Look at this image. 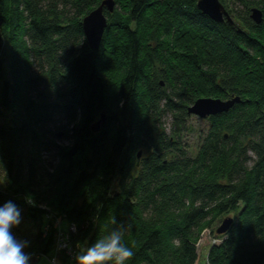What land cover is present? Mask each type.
Returning a JSON list of instances; mask_svg holds the SVG:
<instances>
[{
    "label": "trees",
    "instance_id": "16d2710c",
    "mask_svg": "<svg viewBox=\"0 0 264 264\" xmlns=\"http://www.w3.org/2000/svg\"><path fill=\"white\" fill-rule=\"evenodd\" d=\"M103 1L0 0L11 48L0 101L12 118L0 127V206L12 201L38 228L30 254L60 264L72 260L58 251L52 213L66 234L77 228L69 243L83 252L123 225L127 264H197L204 228L236 213L208 264H264V23L253 9L237 16L243 27L217 23L199 0H114L93 51L82 23ZM202 98L241 102L207 118L191 155L180 131ZM169 116L170 134L157 125ZM53 149L60 163L42 172Z\"/></svg>",
    "mask_w": 264,
    "mask_h": 264
},
{
    "label": "rangeland",
    "instance_id": "374dc122",
    "mask_svg": "<svg viewBox=\"0 0 264 264\" xmlns=\"http://www.w3.org/2000/svg\"><path fill=\"white\" fill-rule=\"evenodd\" d=\"M244 3L252 4L249 5L248 8L245 7ZM223 4V3H222ZM260 4V5H258ZM224 7L231 15L232 19L235 21L238 26L243 27V23L237 19V16H243L245 17L248 13V11L252 9H258L263 14V23H264V0H224ZM10 59H11V48L7 44V42L3 39L1 43V49H0V63L3 67L4 71V79L6 81H10ZM41 69H37L36 72H40ZM2 89V84L0 85V93ZM41 91H44V87H41ZM48 90L45 91L46 96H49ZM5 108L1 105L0 101V127L4 126L5 124H10L12 121L11 113L4 110ZM17 114H22L23 109L18 107L16 110ZM107 119H101L98 118L97 123H101L100 126L105 125L107 123ZM173 118L171 116L164 117L159 121L158 124L162 125V128L159 129L160 131H165L166 133L170 134L172 131H177L176 127L173 125ZM209 123L207 119L203 120L196 116H192L188 119L187 125L184 129L180 131V139L183 144V148L188 150L191 155H195L198 151V148L201 143V138L204 136V134L208 131ZM55 129V128H53ZM52 129V130H53ZM56 132V130H55ZM57 145L61 148H68L70 146V141L67 138H64L62 136L61 138H56ZM143 155H146V152L143 153ZM43 157V169L42 172H49L54 173V169L59 165L60 160L57 158L56 150H52L51 152H48ZM2 181L1 172H0V183ZM46 186V185H45ZM46 187H41V191L39 192L41 194V197H48V193H46ZM39 194V195H40ZM42 200V199H41ZM52 223L55 228H57L58 232H62L63 227L66 226L65 223H63L61 217L57 215L56 213H52ZM237 214L236 213H230L227 215L222 216L217 223L213 224L211 228H204L202 231V238L198 244V252H199V261L197 264H208L207 262V254L208 250L211 247L212 243L216 241L217 235V229L221 226L224 220L226 219H233L235 220ZM220 221V223H219ZM50 229V228H49ZM13 234L18 240L26 241V239L33 240L36 235L38 234V228L33 225L32 223L26 222L25 220H22V222L14 228ZM20 236V237H19ZM55 239L57 241V233L55 235ZM30 245H28L25 248V252L29 253ZM81 253H83V250H80ZM31 260L30 264H54V259H45L44 257L35 254H30ZM36 260V261H35ZM38 260V262H37Z\"/></svg>",
    "mask_w": 264,
    "mask_h": 264
},
{
    "label": "clouds",
    "instance_id": "9594fccd",
    "mask_svg": "<svg viewBox=\"0 0 264 264\" xmlns=\"http://www.w3.org/2000/svg\"><path fill=\"white\" fill-rule=\"evenodd\" d=\"M20 223V209L12 201L0 206V264H30L31 255L25 252L28 241L18 240L12 231ZM124 232L121 225L100 236L75 256L76 264H127L134 251L133 246L125 243Z\"/></svg>",
    "mask_w": 264,
    "mask_h": 264
},
{
    "label": "water",
    "instance_id": "95a60500",
    "mask_svg": "<svg viewBox=\"0 0 264 264\" xmlns=\"http://www.w3.org/2000/svg\"><path fill=\"white\" fill-rule=\"evenodd\" d=\"M197 6L204 15L208 16L217 23H224L227 21L232 25L234 24V20L220 0H199ZM115 7L116 3L114 0H105L97 9L93 10L84 18L82 23L84 34L90 48L93 51L100 50L106 29L108 27V18L105 12L107 11L112 14L115 11ZM251 18L257 25H261L263 23V14L258 9H253ZM2 41L3 37L0 34V49ZM240 102V98H234L227 101L213 98H202L197 100L195 104L189 108L188 112L189 115H194L201 119H207L209 117L229 112L235 104ZM102 119L106 118L103 116ZM100 124L101 123H97L93 127L94 132H98L100 130ZM233 222L234 221L231 218L224 220L216 231L217 235L227 234L233 225Z\"/></svg>",
    "mask_w": 264,
    "mask_h": 264
},
{
    "label": "built area",
    "instance_id": "2783aa9c",
    "mask_svg": "<svg viewBox=\"0 0 264 264\" xmlns=\"http://www.w3.org/2000/svg\"><path fill=\"white\" fill-rule=\"evenodd\" d=\"M49 230V229H47ZM62 232H58L57 231V247H58V251H63L66 254H68V256H70L71 260H72V264H76L75 261V256L80 252V248H74L70 245L69 243V235L70 234H74L77 232V228L75 226H71L69 228L68 234H66L64 232V230H61ZM215 243V242H214ZM54 264H60V262L58 261V259H54Z\"/></svg>",
    "mask_w": 264,
    "mask_h": 264
}]
</instances>
